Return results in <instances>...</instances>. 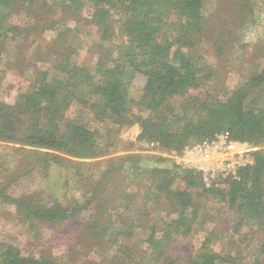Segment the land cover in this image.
I'll return each instance as SVG.
<instances>
[{
    "label": "trees",
    "instance_id": "trees-1",
    "mask_svg": "<svg viewBox=\"0 0 264 264\" xmlns=\"http://www.w3.org/2000/svg\"><path fill=\"white\" fill-rule=\"evenodd\" d=\"M14 1L0 0V9L12 8ZM82 5L85 21L101 31L103 43L91 46L88 54L95 57L104 48L110 52L108 41L121 35L118 57H100L92 69L86 67L90 58L85 57L74 66L78 50L66 46L67 32L46 43L47 58L42 60L53 57L57 69L68 78L50 77L48 68L32 81H20L13 104L0 101V142L13 145L14 151L0 155V170L8 173L0 198L14 206L24 220L79 228L76 241L93 242L97 254L103 243L129 238L132 226L143 219L138 216L140 219L131 222L124 233L113 228L127 223L128 218L123 216L122 203H111L113 208L109 209L111 201L105 194L112 187L113 195L124 191L128 203L141 199L143 205L152 203L151 208L157 203L169 204L174 213L172 222L152 231L148 241L151 252L144 258L145 264H247L242 243L231 256L208 251L185 261L180 257V262L170 256L176 236L193 232L203 208L201 201L207 198L224 204L233 223L232 235L245 226L257 228L261 236L256 250L264 256V108L256 105L260 97H253L256 89L264 95V66L251 64L247 85L237 90L213 87L203 96H190L191 90L206 89L212 77L193 53L196 36L208 31L205 0H85ZM47 17L43 14L44 21ZM168 17L172 31L167 27ZM19 29L0 14V46ZM36 29L39 27L31 30ZM131 87L141 89L139 99L131 97ZM73 101L81 113L74 119L67 116ZM86 113L91 114L93 122L86 121ZM134 124L141 128L137 140L153 145L157 151L179 152L221 132L258 150L252 154L253 165L241 171L239 181L209 190L197 173L183 170L162 156L128 153L100 160L107 157L110 147L117 149L123 144L117 137ZM126 145L134 147L133 143ZM93 166L98 167L97 176L84 178L85 171ZM36 169L42 174L41 190L49 192L52 199L44 201L36 192L8 194L15 183ZM73 182L84 189V200L64 205L60 200ZM253 232L249 229L243 236L248 239ZM132 251L126 248L122 257L100 264H135ZM263 263L258 258L250 264ZM0 264L65 263L46 251L25 254L8 245L0 253Z\"/></svg>",
    "mask_w": 264,
    "mask_h": 264
},
{
    "label": "rangeland",
    "instance_id": "rangeland-1",
    "mask_svg": "<svg viewBox=\"0 0 264 264\" xmlns=\"http://www.w3.org/2000/svg\"><path fill=\"white\" fill-rule=\"evenodd\" d=\"M84 2L85 0H80L77 4L72 0H33V2L15 0L12 8L0 9V14L7 23L20 28L12 33V38L0 46V101L13 104L18 96L17 90L20 81H32L48 68L50 77L67 80L66 74L57 69V62L52 60L53 57L50 56L51 58L47 62L42 60L46 57L44 54H47L46 43L58 37L63 31L69 34L66 46H72L78 50L74 66L77 63L81 64L80 62L85 57L90 58L86 65L90 69L96 66L95 63L100 57H107L109 54L115 58L118 57L119 47L123 43L121 35H114L112 41H108L110 52L106 48H102V51L99 50L100 54L97 53L95 57L88 54L91 46H101L103 43L100 38L101 31L98 28L89 27L85 21L86 12L82 5ZM36 8L37 10H35ZM204 10L207 14L208 31L203 36H196L193 53L201 58L205 71L210 72L212 77L206 89L191 90L189 95L197 97L205 95L213 87L221 90L226 88L237 90L246 86L248 83L247 73L251 64L264 66V0H205ZM43 14L48 16L47 21H44ZM172 19L175 20V18ZM171 22L169 17L166 18L167 27L172 31ZM36 27H39V30L36 29L38 32L31 30ZM71 70L72 74L75 73V69ZM261 92V89L254 90L253 97L256 99L260 97L256 105L264 108V95L261 96ZM130 94L132 98L139 99L142 96V91L139 87H131ZM61 96H63L62 92ZM90 100L94 101V98ZM78 112L79 106L73 101L67 116L74 119ZM79 114L81 113L79 112ZM83 116L87 122H93L91 114L86 113ZM100 127L102 128V125ZM140 133L139 124L124 128L117 137L123 144L117 149L110 147L107 157L100 160L128 153L168 158L162 155L164 151H157L153 145L139 142L137 138ZM107 140L108 138L105 139L106 142ZM127 142L133 143L134 147L129 148L126 145ZM12 146L0 142V155L13 153ZM14 157L20 158L17 154H14ZM94 161L96 160L85 162ZM143 163L151 165L148 160H144ZM168 166L170 165L168 164ZM85 172L84 178L94 179L98 174V167L93 166L89 168L88 172ZM7 174L2 169L0 170L1 189L7 185L4 186L8 180L4 176ZM41 181L42 174L37 169L33 170L27 177L15 183L9 189L8 194L19 196L36 192L40 193L41 199L49 201L52 199V195L41 190ZM113 192L114 188L111 187L105 194L111 201L109 209L113 208L111 203L115 206L122 203L123 205H121L124 206L123 216L125 219L128 218L125 221L127 223H120L113 228L124 233L131 228V222L143 219L141 223L132 226L129 238L103 243L97 254H95L97 246L93 242L86 239L76 241L75 236L76 232L79 233V228L64 229L63 226L57 227L34 220H24L17 215L14 206L0 198V253H3L8 245H13L25 254H38L39 251H46L65 264H100L105 259L113 260L114 257H122L124 249L130 248L133 250V262L141 264L143 261L142 264H145L144 258H148L151 252L148 241L152 231L161 230L169 222H172L174 213L169 204L161 206L162 203H157L151 208L152 203L148 206L143 205L141 199L128 203L123 194L124 191L115 195ZM84 195L85 191L82 186H77L73 182L71 190L66 192L60 201L64 205H75L77 201L84 200ZM201 204L203 208L193 226V232L176 236V244L172 246L170 256L178 259L179 262L180 257L185 261L208 251L231 256L236 253V248L242 243V249L245 251L244 256L248 258L245 263L250 264L258 258L264 262V256H260L256 250L258 239L261 236L256 227L245 226L239 234L232 235L233 223L227 216L224 204L207 198L202 199ZM147 207L150 210L145 209ZM249 229H253L254 232L246 239L243 235ZM208 237L210 241L206 242Z\"/></svg>",
    "mask_w": 264,
    "mask_h": 264
},
{
    "label": "built area",
    "instance_id": "built-area-1",
    "mask_svg": "<svg viewBox=\"0 0 264 264\" xmlns=\"http://www.w3.org/2000/svg\"><path fill=\"white\" fill-rule=\"evenodd\" d=\"M256 150L249 143L234 140L228 132H221L195 141L179 152L162 155L181 169L197 173L203 187L209 190L239 181L241 171L253 165L252 154Z\"/></svg>",
    "mask_w": 264,
    "mask_h": 264
}]
</instances>
